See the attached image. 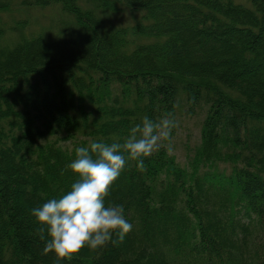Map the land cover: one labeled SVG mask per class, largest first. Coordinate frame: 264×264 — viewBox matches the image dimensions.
Here are the masks:
<instances>
[{
    "label": "trees",
    "instance_id": "obj_1",
    "mask_svg": "<svg viewBox=\"0 0 264 264\" xmlns=\"http://www.w3.org/2000/svg\"><path fill=\"white\" fill-rule=\"evenodd\" d=\"M86 1L140 16L105 28L82 0H0V264H264V0ZM52 4L75 35L5 41L26 25L6 13ZM199 114L184 165L168 142ZM144 116L175 127L142 168L125 153L105 197L132 230L58 261L31 209L78 179L76 147L123 143Z\"/></svg>",
    "mask_w": 264,
    "mask_h": 264
},
{
    "label": "clouds",
    "instance_id": "obj_2",
    "mask_svg": "<svg viewBox=\"0 0 264 264\" xmlns=\"http://www.w3.org/2000/svg\"><path fill=\"white\" fill-rule=\"evenodd\" d=\"M174 127L175 121L168 116L159 121L144 116L130 128L123 143L93 141L87 147H76L67 168L78 179L58 197L31 209L41 239H45L44 251L54 252L58 261L71 259L84 246L97 249L114 233L122 239L131 231L133 225L124 215L123 204L106 203L105 197L126 164L125 153L142 168L143 158L159 147L162 139L170 138Z\"/></svg>",
    "mask_w": 264,
    "mask_h": 264
},
{
    "label": "rangeland",
    "instance_id": "obj_3",
    "mask_svg": "<svg viewBox=\"0 0 264 264\" xmlns=\"http://www.w3.org/2000/svg\"><path fill=\"white\" fill-rule=\"evenodd\" d=\"M82 2L89 8L95 10V13L101 18L105 28L130 25L140 16L139 12L130 11L128 9L115 13L94 6L92 1L88 3V1L82 0ZM245 3L250 5L247 0H245ZM4 17L9 19L8 21L13 24H15V21L12 20L13 17H15L16 20H22L26 23L23 30L19 29L18 32H11L7 35L5 41L8 42L18 40L22 36H27L31 33L43 34L49 38L68 37L76 34L73 17L63 10L60 4H52L47 7H37L30 10H21L19 12L16 11L12 14L6 13ZM202 120V114L194 117H187L183 120L182 124L178 125L176 135L168 142L171 153L175 154L178 160L184 165L188 162L187 154L189 148L200 142ZM161 141L163 142V139ZM65 143L70 147L74 144L71 141ZM168 143H166V146Z\"/></svg>",
    "mask_w": 264,
    "mask_h": 264
}]
</instances>
